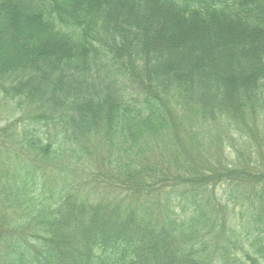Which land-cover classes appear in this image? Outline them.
Segmentation results:
<instances>
[{
    "label": "trees",
    "instance_id": "1",
    "mask_svg": "<svg viewBox=\"0 0 264 264\" xmlns=\"http://www.w3.org/2000/svg\"><path fill=\"white\" fill-rule=\"evenodd\" d=\"M0 92V264H264V0H0Z\"/></svg>",
    "mask_w": 264,
    "mask_h": 264
},
{
    "label": "rangeland",
    "instance_id": "2",
    "mask_svg": "<svg viewBox=\"0 0 264 264\" xmlns=\"http://www.w3.org/2000/svg\"><path fill=\"white\" fill-rule=\"evenodd\" d=\"M3 99H4V95L0 92V113L1 112H4V116H5L4 121L6 120L7 121L6 123H9V124H15L16 123L15 121L17 119H23V116H19L20 114L15 113V112H17V110H14V111L9 110V107L8 106H7L6 109H3L2 110V101H3ZM11 106L14 107V105H11ZM6 110L7 111H10V112H7ZM4 125H5V122H1L0 121V127H2Z\"/></svg>",
    "mask_w": 264,
    "mask_h": 264
}]
</instances>
